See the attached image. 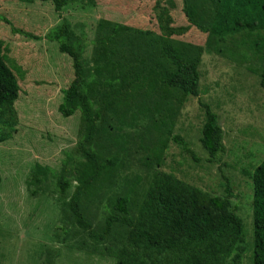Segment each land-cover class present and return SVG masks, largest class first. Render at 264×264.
Here are the masks:
<instances>
[{
	"label": "rangeland",
	"instance_id": "374dc122",
	"mask_svg": "<svg viewBox=\"0 0 264 264\" xmlns=\"http://www.w3.org/2000/svg\"><path fill=\"white\" fill-rule=\"evenodd\" d=\"M216 3L71 0L56 12L47 1L0 0V40L20 87L16 124L0 143V264H114L116 250L127 240V228L113 225L96 242L69 211L71 195L84 188L77 164L86 115L77 110L65 118L57 110L61 91L73 79L72 61L46 35L62 20L73 33L70 42L81 46L82 90L90 117L99 116L89 147L101 159L114 161L112 177L98 180L94 194L80 199L94 232L103 231L117 197L128 195L135 214L153 174L170 173L209 194L229 196L242 219L247 248L239 264H252V174L264 159V89L259 86L264 30L224 38L200 31L195 22L200 23L203 12L208 15L202 19L212 17ZM159 8L177 31L170 41L159 40ZM146 31L155 37L147 40ZM118 33L122 41L117 46ZM142 41L150 45L144 55ZM166 45L196 61L197 97L163 92L139 75L155 59L172 71L161 59ZM200 102L216 113L223 131L224 152L214 158L199 142L204 123ZM176 136L190 153L173 142ZM35 164L51 174L40 188H28ZM60 175L71 183L64 196L57 190Z\"/></svg>",
	"mask_w": 264,
	"mask_h": 264
},
{
	"label": "trees",
	"instance_id": "16d2710c",
	"mask_svg": "<svg viewBox=\"0 0 264 264\" xmlns=\"http://www.w3.org/2000/svg\"><path fill=\"white\" fill-rule=\"evenodd\" d=\"M40 1L51 2L56 12H60L71 2ZM214 7L212 14H209L212 17L202 19L204 14H208H200V23L195 22L197 29L218 38L245 31L264 30V0H217ZM157 21L161 33L159 40L170 41V37L176 35L177 31L171 26V18L164 8H159ZM145 35L147 40L155 37L149 36L147 31ZM72 36L68 23L62 20V24L49 32L46 38L57 42L59 51L72 61L73 79L61 91L62 100L58 105V112L65 118L72 116L77 110L85 111L86 115L85 132L78 143L80 159L77 164L78 179L84 184V188H77L68 204L78 227L84 229L96 242H101L113 225L127 228V240L116 250L114 264H239L247 248L242 219L236 214L229 196L209 194L170 173L153 174L135 214L130 212L128 195L117 197L113 205L114 212L106 218L103 231L94 232L82 214L80 199L87 193L94 194L98 180L103 178L107 181L112 177L113 172H109V168L114 166V161L112 158L101 159L89 147L99 116L90 117L89 99L82 90L84 79L80 62L81 46L70 42ZM121 38L118 33L117 46L120 45ZM141 44L142 55L147 54L150 45L143 41ZM3 51V42L0 40V143L11 136L16 124L15 102L20 92L17 78L7 65ZM161 59L172 67V71L164 70L162 62L155 59L139 75L150 86L162 88L163 92L174 90L197 97L200 74L196 61L184 59L169 45L163 47ZM259 86L264 89V69L259 73ZM200 106L204 111V123L199 142L209 157L214 158L224 152L223 131L211 107L204 102H200ZM172 140L190 153L187 144L181 143L180 138L176 136ZM48 174L51 172L35 164L28 177V188L43 186L48 181ZM252 185V264H264V159L254 169ZM70 187L71 183L65 176L57 178L60 196L69 193Z\"/></svg>",
	"mask_w": 264,
	"mask_h": 264
}]
</instances>
